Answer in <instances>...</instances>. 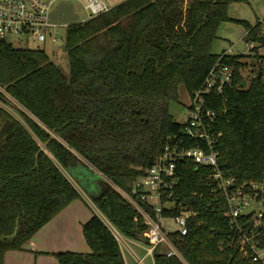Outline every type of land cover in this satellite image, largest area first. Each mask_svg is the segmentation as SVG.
I'll return each instance as SVG.
<instances>
[{"label":"trees","instance_id":"trees-1","mask_svg":"<svg viewBox=\"0 0 264 264\" xmlns=\"http://www.w3.org/2000/svg\"><path fill=\"white\" fill-rule=\"evenodd\" d=\"M249 1L126 0L67 28L69 72L43 49L0 39V87L9 96L0 91V101L23 118L0 107V119L13 122L0 143V264L81 197L63 170L76 173L83 161L106 179L92 197L99 211L126 238H145L147 225L121 191H131L166 145L186 142L184 123L170 105L179 102L182 85L194 96L217 65L233 69L234 84L206 97L219 113L220 167L240 182L264 179V56L257 49L253 56L213 53L225 22L244 26L246 44H262L264 19L251 25L229 17L231 4ZM248 71H254L251 79ZM209 174L208 167L178 163L174 199L200 214L186 236L170 235L180 256L156 249L155 264H250L236 244L219 248L229 228ZM83 232L91 252L57 253L61 264H126L97 214Z\"/></svg>","mask_w":264,"mask_h":264},{"label":"built area","instance_id":"built-area-1","mask_svg":"<svg viewBox=\"0 0 264 264\" xmlns=\"http://www.w3.org/2000/svg\"><path fill=\"white\" fill-rule=\"evenodd\" d=\"M75 2L80 3L86 13L84 20L63 23L52 18V12L62 3L73 4L75 12ZM111 9L106 0H0V39L9 42V38H15L26 42L33 41L39 45L59 43L62 51L64 42L59 35L61 30H67L73 23L98 17ZM260 38L262 44H246L247 54L244 55L253 56L257 49L264 56V29ZM226 53L234 54L232 50ZM233 85L231 67H214L202 88L190 98L189 117L182 130L186 142L166 145L145 175L133 184L131 191H121L138 210L148 227L145 233L146 256L138 258L137 264H144L148 257L154 258L156 249H160V253L167 254L168 257L180 256L170 235L179 233L186 236L189 225L195 223L200 214L174 199L175 189L179 184L178 163L187 160L193 162L196 168H210L208 179L212 181L214 193L222 200L221 207L227 218L229 233L219 242L220 250L227 243L236 244L242 260L250 264H264V179L240 182L224 174L219 163L218 145L223 137V133L218 130L219 113L208 107L206 101L207 96L221 95L225 88H233ZM0 91L7 95L2 87ZM187 141H194L197 145L189 147ZM167 213L170 216H166ZM168 217L174 220L178 228L174 233H167L163 227V220ZM113 228L117 233L114 236L119 240L117 235L120 233ZM164 246L167 251L161 252Z\"/></svg>","mask_w":264,"mask_h":264},{"label":"crops","instance_id":"crops-1","mask_svg":"<svg viewBox=\"0 0 264 264\" xmlns=\"http://www.w3.org/2000/svg\"><path fill=\"white\" fill-rule=\"evenodd\" d=\"M124 1L126 0H106L112 8ZM250 3L256 4L257 8L251 16H247L248 19L246 17H240L237 14V10H240V5H242V3H233L229 6V17L232 20L245 21L251 25H256L258 21L264 19V0H250L249 3L246 4ZM233 23L234 22H230L229 24ZM221 36L219 28V38L213 45L214 54L220 55L230 50H232L234 54L244 53L236 51V48H238L236 44L228 50H222L220 46L222 40ZM245 38L246 36L243 39L244 43ZM63 172L76 187L81 197L72 202L47 225L39 230V232L25 245V250L8 252L5 256L4 264H61L55 256L57 253L72 252L88 254L91 252L85 239L83 229L84 225L96 214L95 209L97 208L92 206L89 198L94 197L100 192L101 183L102 181H106V179L85 161H83L82 168L77 170L76 173L66 170H63ZM123 238L127 239L125 236H123ZM127 240L129 243L137 244L138 248L142 249L143 252L145 251L143 257L146 256V246L139 244L136 240ZM126 246L131 248L127 242ZM129 254L132 255L130 251ZM123 257L125 263L128 264L124 254ZM151 259L153 264H155L154 258Z\"/></svg>","mask_w":264,"mask_h":264},{"label":"rangeland","instance_id":"rangeland-1","mask_svg":"<svg viewBox=\"0 0 264 264\" xmlns=\"http://www.w3.org/2000/svg\"><path fill=\"white\" fill-rule=\"evenodd\" d=\"M256 8H257L256 4H252V3H250V4L245 3L244 4V3H242V5H240V10H237V14L240 17H246L247 18V16H251V14L255 11ZM75 12H76V14H78L80 16V20H84L86 18V13L84 12L81 4L78 2H75ZM229 23L230 22L224 23L220 27V35H222L221 36L222 40L220 42V46L222 47V50L223 49L228 50L234 44H236V45H238L237 46L238 48H236V51H238L240 53L244 52L243 54H247V53H245L247 51V47H246V44L243 42V39L246 36V30H245L244 26L242 24H238V23H233V24H229ZM59 35H60V37H62L63 42H64L66 30H61L59 32ZM8 40L15 48H28L31 50H35V49L40 47L41 49H43L47 53V55L50 57V59L54 63L61 66L65 72H69V63H68L67 55H66V53H64L63 51L60 50L59 43L48 42L46 44L39 45L38 43L33 42V41L26 42V41H22V40L15 39V38H9ZM263 70H264V65H263ZM253 75H254V71L253 72L248 71L245 73V76L248 79H251V77ZM263 79H264V76H263ZM179 97H180V99H179L178 103L173 102L170 105V111H171L172 115L174 116V119L178 123H184V122H186V120L189 117L188 105L190 103V96L188 95V93H187V91L183 85L180 86ZM0 107L3 110H6L15 119L23 122L22 116L13 107L4 104L1 101H0ZM1 126L2 125L0 123V128H1ZM89 201L92 204V206H95V208H97L91 197L89 198ZM95 211H96V214L109 227V229L112 231V233L115 234L116 231L114 230V228H113L112 224L109 222V220L99 211L98 208L95 209ZM163 227L166 229L167 233H174L178 229L174 220L170 217L163 220ZM117 236L119 237L118 242L120 244L121 251L123 252L124 256L126 257L128 264H137V262H139L138 257L142 258L145 251L143 252L142 249L138 248L137 244L129 243L127 240L128 238L124 239L123 235L121 233L118 234ZM136 241H138V243L141 245H144V246L147 245L146 239L143 236L140 237ZM126 242L131 246V248L126 246ZM129 251L132 255L129 254ZM166 251H167V247L164 246L161 249V252H166ZM135 252H136V254H135ZM151 258L152 257L146 258L144 260V264H153Z\"/></svg>","mask_w":264,"mask_h":264},{"label":"water","instance_id":"water-1","mask_svg":"<svg viewBox=\"0 0 264 264\" xmlns=\"http://www.w3.org/2000/svg\"><path fill=\"white\" fill-rule=\"evenodd\" d=\"M51 16L53 19L63 22V23H72L80 19L79 15L74 12V5L65 4V3H62L57 10L52 12ZM66 50H67L66 45L63 44L62 51L66 53ZM260 74L261 72H258V75ZM246 86H247V82H244L243 87H246ZM1 123H2V126L0 128V143L6 137L13 122L7 117H2ZM55 137H56V132L54 131L53 134L51 135L50 141L53 140ZM47 146H48V143L42 146L41 152L45 151L47 149ZM37 158H38V155H37Z\"/></svg>","mask_w":264,"mask_h":264}]
</instances>
